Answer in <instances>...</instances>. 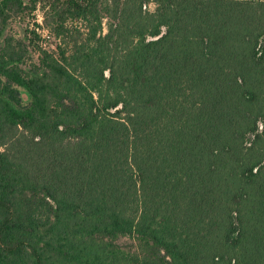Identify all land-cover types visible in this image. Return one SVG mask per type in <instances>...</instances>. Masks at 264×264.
Returning <instances> with one entry per match:
<instances>
[{
    "label": "trees",
    "instance_id": "trees-1",
    "mask_svg": "<svg viewBox=\"0 0 264 264\" xmlns=\"http://www.w3.org/2000/svg\"><path fill=\"white\" fill-rule=\"evenodd\" d=\"M0 264H264V0H0Z\"/></svg>",
    "mask_w": 264,
    "mask_h": 264
},
{
    "label": "rangeland",
    "instance_id": "rangeland-1",
    "mask_svg": "<svg viewBox=\"0 0 264 264\" xmlns=\"http://www.w3.org/2000/svg\"><path fill=\"white\" fill-rule=\"evenodd\" d=\"M28 2V0H26ZM38 7L35 9L37 12L36 17H31V15H27L24 13L23 18H19L18 16L14 17L13 19H11L10 23L8 24L7 30L9 33H12L15 36H24L26 34L25 28L28 27H32L31 23L33 22L34 19H38L41 20L42 19V7L41 4L37 5ZM150 7L153 8V4H150ZM43 36H45L43 34ZM46 45L50 46L51 48H54L55 42L57 43V40H55L53 37L51 39H46V41H44ZM30 52L31 55L33 56V60L37 62V58H38V52L36 50H34L32 48V46L30 47ZM24 100L27 99V96L25 93L22 94Z\"/></svg>",
    "mask_w": 264,
    "mask_h": 264
}]
</instances>
